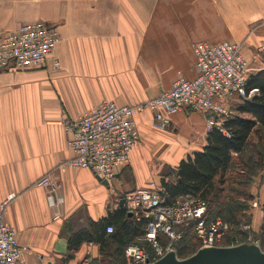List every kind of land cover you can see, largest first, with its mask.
Instances as JSON below:
<instances>
[{"label":"crops","instance_id":"1","mask_svg":"<svg viewBox=\"0 0 264 264\" xmlns=\"http://www.w3.org/2000/svg\"><path fill=\"white\" fill-rule=\"evenodd\" d=\"M35 21L54 27L59 41L44 67L0 72V205L30 249L25 264H62L71 222L98 221L134 189L160 187L165 168L206 144L203 114L184 109L160 130L140 108L178 76L194 78L197 43H239L250 72L264 69V0H0V36ZM104 101L140 108L130 164L111 187L61 166L73 155L63 122ZM238 101L227 98L232 108ZM46 175L54 202L39 184ZM253 214L256 230L261 213ZM97 258L98 246L85 243L63 264Z\"/></svg>","mask_w":264,"mask_h":264},{"label":"built area","instance_id":"2","mask_svg":"<svg viewBox=\"0 0 264 264\" xmlns=\"http://www.w3.org/2000/svg\"><path fill=\"white\" fill-rule=\"evenodd\" d=\"M58 41L56 29L43 21L23 23L4 33L0 36V72L44 67ZM193 52L194 78L178 76L169 90L140 108L153 114L155 126L160 130L168 126L171 115L188 109L205 116L208 131L216 129L228 135L223 124L234 111L227 104V98L248 99L253 94V91L245 92L251 72L241 54V45L201 42L194 46ZM52 67L57 69L58 62L53 61ZM140 108L104 101L78 118L64 121L63 126L69 134L66 145L73 155L61 166L89 170L111 187L117 173L130 164V154L138 140L134 116ZM39 184L48 188L49 199L54 202L56 184L47 175ZM162 191L149 183L123 197L127 213L137 220L147 219L143 241L154 251L150 254L130 244L124 250L125 264H152L168 252L175 253L174 245L186 230L194 234L199 248L232 247L243 243L259 247V242L250 238V224H240L238 232L233 233L232 227L220 219L208 220L207 205L200 198L184 197L167 203ZM4 205H0V264H25L23 256L30 249L18 243L16 231L6 223ZM250 206L258 209L259 199H253ZM106 232L111 233L112 227L108 226ZM160 234L168 239L163 248L158 243ZM229 236L230 242L224 243ZM239 236L248 238L239 242ZM86 263L88 260L82 264Z\"/></svg>","mask_w":264,"mask_h":264},{"label":"trees","instance_id":"3","mask_svg":"<svg viewBox=\"0 0 264 264\" xmlns=\"http://www.w3.org/2000/svg\"><path fill=\"white\" fill-rule=\"evenodd\" d=\"M250 91L253 94L248 99L240 98L235 113L224 122L228 135L209 130L203 148L181 160L174 169L165 168L160 180L167 203L184 197L200 198L207 205L208 220L220 219L232 227L233 233L238 232L240 224H250L252 215L247 212L254 198L249 186L257 173L264 172V69L249 75L245 92ZM259 204L264 235V200ZM146 223V218L137 220L122 206L98 221L88 219L80 225L71 222L67 254L61 263L72 260L85 243L97 245L99 250V258L88 264H124V250L130 244L153 254L151 245L143 241ZM108 226L112 227L111 233L106 232ZM261 234L257 239L264 251ZM158 243L163 248L168 239L160 234ZM199 246L194 234L186 230L174 245L175 255L187 258ZM184 250L189 252L184 254Z\"/></svg>","mask_w":264,"mask_h":264},{"label":"water","instance_id":"4","mask_svg":"<svg viewBox=\"0 0 264 264\" xmlns=\"http://www.w3.org/2000/svg\"><path fill=\"white\" fill-rule=\"evenodd\" d=\"M100 182L108 186L106 181ZM119 205L123 207V200ZM152 264H264V251L254 244L243 243L232 247L200 248L184 259L168 252Z\"/></svg>","mask_w":264,"mask_h":264},{"label":"rangeland","instance_id":"5","mask_svg":"<svg viewBox=\"0 0 264 264\" xmlns=\"http://www.w3.org/2000/svg\"><path fill=\"white\" fill-rule=\"evenodd\" d=\"M237 104H240V101H238L237 102ZM233 111H234V108H235V106H236V103L235 104H233ZM234 113H235V111H234ZM256 143V142H255ZM262 190V191H261ZM261 192H262V197H259V193L261 194ZM249 193H250V195H253V198L254 199H259L260 200V202H263V200H264V172H260V173H257L254 177H253V180H252V183L250 184V186H249ZM250 203H251V201H250ZM250 203H249V210H248V214L251 216L252 215V219H251V222H250V225H251V227H252V225H254V229H255V227H256V225L254 224V222H255V217H254V211L255 210H258L260 213H261V208L259 207L258 209H253V208H251V206H250ZM255 215H257V213L255 214ZM261 215H262V213H261ZM253 220V221H252ZM261 222H262V217H261V219H260V222H259V226L256 228V230H253V227L251 228L252 229V231H250V238L254 241H258L259 242V240L257 239V237L259 238V236H260V234H261ZM262 235V234H261ZM246 238H248L247 236H245V238L244 237H240L239 236V238H238V240L239 239H241L239 242H242V241H245V239ZM256 238V239H255ZM262 239H264V235H262ZM230 240H231V237L229 236V237H226L225 238V240H224V243H229L230 242ZM263 245H264V242H263ZM259 247H260V243H259ZM262 249H263V247H262ZM189 251L188 250H184L183 251V253L184 254H186V253H188ZM124 262V261H123ZM89 263V262H88ZM88 263H86V264H88ZM82 264V263H81ZM120 264H122V263H120ZM125 264V263H124Z\"/></svg>","mask_w":264,"mask_h":264}]
</instances>
